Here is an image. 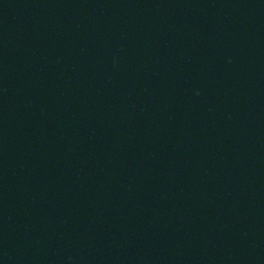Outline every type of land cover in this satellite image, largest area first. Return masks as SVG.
I'll return each mask as SVG.
<instances>
[{"label":"water","instance_id":"water-1","mask_svg":"<svg viewBox=\"0 0 264 264\" xmlns=\"http://www.w3.org/2000/svg\"><path fill=\"white\" fill-rule=\"evenodd\" d=\"M0 264H264V0H0Z\"/></svg>","mask_w":264,"mask_h":264}]
</instances>
